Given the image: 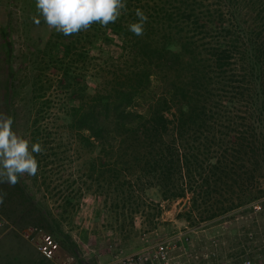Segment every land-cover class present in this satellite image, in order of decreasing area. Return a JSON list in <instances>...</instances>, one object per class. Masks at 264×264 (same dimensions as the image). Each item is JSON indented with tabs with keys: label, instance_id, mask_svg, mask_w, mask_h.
<instances>
[{
	"label": "trees",
	"instance_id": "obj_1",
	"mask_svg": "<svg viewBox=\"0 0 264 264\" xmlns=\"http://www.w3.org/2000/svg\"><path fill=\"white\" fill-rule=\"evenodd\" d=\"M123 2L115 23H94L60 46L64 56L81 38L91 48L108 27L121 37L115 57L90 58L100 62L90 64L97 87L61 109L77 150H96L81 175L102 179L105 204L152 210V227L161 208L145 205L147 187L163 201L184 200L176 217L196 227L243 210L257 226L264 216V0ZM137 8L148 17L142 36L128 28L138 22ZM247 239L259 242L248 262L257 264L264 244L254 230Z\"/></svg>",
	"mask_w": 264,
	"mask_h": 264
},
{
	"label": "rangeland",
	"instance_id": "obj_2",
	"mask_svg": "<svg viewBox=\"0 0 264 264\" xmlns=\"http://www.w3.org/2000/svg\"><path fill=\"white\" fill-rule=\"evenodd\" d=\"M33 17L41 23L36 25ZM68 37L49 28L36 0H0V113L13 119V131L30 147L40 143L43 148L33 153L35 176L23 175L14 187L0 184L7 193L0 203V264H119L124 256L158 243L167 247L169 264H250L251 247L259 242H251L247 234L256 231L264 244V216L251 226L243 210L196 227L176 217L184 200L163 201L157 187H147L145 205L158 203L161 208L159 225L152 227V210L130 205L123 210L110 200L105 204L102 179L81 175L83 163L96 150H77L62 124L61 109L77 107L79 98L97 87L90 64L100 62L90 58L115 57L121 37L108 27L93 47L81 38L64 56L60 46ZM44 225L54 233H47ZM48 246L53 251L43 255L40 248ZM253 261L264 264V253Z\"/></svg>",
	"mask_w": 264,
	"mask_h": 264
},
{
	"label": "clouds",
	"instance_id": "obj_3",
	"mask_svg": "<svg viewBox=\"0 0 264 264\" xmlns=\"http://www.w3.org/2000/svg\"><path fill=\"white\" fill-rule=\"evenodd\" d=\"M36 8L49 28L71 36L88 30L94 23L101 26L115 23L121 11L126 10V3L123 0H36ZM135 15L138 22L129 24L128 28L136 36H142L148 17L139 8ZM33 21L36 25L41 23L37 17H33ZM13 123L10 116L0 113V184L12 187L23 175H36L38 165L33 153L43 151L40 143L30 147L28 140L18 136L13 131ZM6 195L0 189V203Z\"/></svg>",
	"mask_w": 264,
	"mask_h": 264
},
{
	"label": "built area",
	"instance_id": "obj_4",
	"mask_svg": "<svg viewBox=\"0 0 264 264\" xmlns=\"http://www.w3.org/2000/svg\"><path fill=\"white\" fill-rule=\"evenodd\" d=\"M40 251L43 255L48 256L53 251V246L41 247ZM119 264H169L167 247L158 243L151 250L124 256L119 260Z\"/></svg>",
	"mask_w": 264,
	"mask_h": 264
}]
</instances>
